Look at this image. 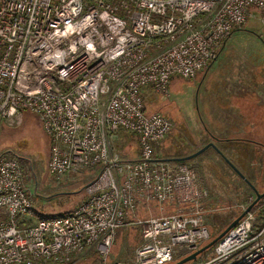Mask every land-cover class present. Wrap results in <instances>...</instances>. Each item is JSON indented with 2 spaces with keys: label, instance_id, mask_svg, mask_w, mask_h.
<instances>
[{
  "label": "built area",
  "instance_id": "built-area-1",
  "mask_svg": "<svg viewBox=\"0 0 264 264\" xmlns=\"http://www.w3.org/2000/svg\"><path fill=\"white\" fill-rule=\"evenodd\" d=\"M251 6L264 22V0H0V121L38 116L55 180L96 172L73 210L32 221L34 192L1 154L0 264H75L90 251L127 264L108 262L118 226L139 227L132 264H171L209 238L207 192L186 161L159 154L172 121L143 91L169 96L173 76L194 78ZM191 264H264V198Z\"/></svg>",
  "mask_w": 264,
  "mask_h": 264
},
{
  "label": "rangeland",
  "instance_id": "rangeland-1",
  "mask_svg": "<svg viewBox=\"0 0 264 264\" xmlns=\"http://www.w3.org/2000/svg\"><path fill=\"white\" fill-rule=\"evenodd\" d=\"M250 12L255 17L248 18L241 29L231 34L207 70L191 79L173 76L167 89L169 96L149 89L143 91L147 110L158 111L172 121L160 155L185 156L209 141L214 143L186 160L207 192L202 210L209 238L202 245L238 216L241 206L249 205L255 198L252 187L224 157L254 188L264 191V22L258 20L255 7L251 6ZM21 118L18 125L0 121V155L10 154L19 160L24 180L35 195L31 220L38 215L73 210L85 195L84 186L95 170L65 175L59 181L52 178L48 167L50 134L29 109L21 110ZM137 213L147 216L141 209ZM139 240L138 226H118L108 262L122 260L132 264ZM212 252L213 249L202 258ZM182 253H177V259ZM75 264L100 263L90 251Z\"/></svg>",
  "mask_w": 264,
  "mask_h": 264
},
{
  "label": "water",
  "instance_id": "water-1",
  "mask_svg": "<svg viewBox=\"0 0 264 264\" xmlns=\"http://www.w3.org/2000/svg\"><path fill=\"white\" fill-rule=\"evenodd\" d=\"M209 146H214V143L212 141L207 142L204 144L202 147H200L197 151L194 153H191L189 155L185 156H180V157H170V158H165L164 160L167 161H186L189 160L201 152H203L205 149H207ZM225 161L234 169V171L249 185L252 187L254 193H255V198L247 205V207L241 211V213L236 216L218 235L210 239L208 242H206L204 245L200 246L196 250L184 255L183 257L176 259L173 263L171 264H185L187 262H191L197 259V256L207 250L208 248L214 246L219 239H221L233 226H235L238 221L247 213L249 212L252 207L261 199L264 197V191L259 192L256 188H254L251 183L248 181V179L227 159L225 158Z\"/></svg>",
  "mask_w": 264,
  "mask_h": 264
},
{
  "label": "trees",
  "instance_id": "trees-1",
  "mask_svg": "<svg viewBox=\"0 0 264 264\" xmlns=\"http://www.w3.org/2000/svg\"><path fill=\"white\" fill-rule=\"evenodd\" d=\"M210 65L208 64L203 70L205 71V70H207V68L209 67ZM225 140V139H224ZM232 140H238V139H227L226 141H232ZM169 158L170 157H179L178 155H169L168 156ZM264 198V197H263ZM263 198H261L253 207H252V210H255L257 207H258V205L260 204V202L262 201V199ZM57 214H55V215H38V218L37 219H51V218H54L55 216H56ZM258 215H259V218L260 219H262L263 218V216H262V212L261 211H259L258 212ZM216 236V234L215 235H213V237H215ZM213 237H210V238H213ZM210 240V239H209ZM213 247L214 246H212V247H210V248H208L207 250H205L204 252H202V253H200L198 256H197V258H200V257H203L204 255H206L208 252H210L212 249H213ZM179 258H181V257H178V259ZM176 260V259H175ZM174 260V261H175ZM173 261V262H174ZM172 262V263H173ZM192 262V261H191ZM187 263H189V262H187ZM186 264V263H185Z\"/></svg>",
  "mask_w": 264,
  "mask_h": 264
},
{
  "label": "crops",
  "instance_id": "crops-1",
  "mask_svg": "<svg viewBox=\"0 0 264 264\" xmlns=\"http://www.w3.org/2000/svg\"><path fill=\"white\" fill-rule=\"evenodd\" d=\"M227 40H228V39H227ZM257 40L259 41V40H262V39H257ZM225 42H226V41H225ZM216 58H217V57H216ZM212 62H213V61H212ZM212 62H211V63H212Z\"/></svg>",
  "mask_w": 264,
  "mask_h": 264
}]
</instances>
